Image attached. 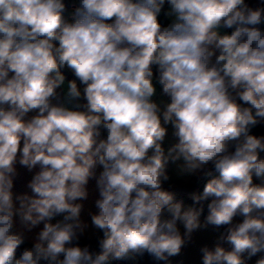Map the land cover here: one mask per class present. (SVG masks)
<instances>
[{
	"label": "clouds",
	"instance_id": "clouds-1",
	"mask_svg": "<svg viewBox=\"0 0 264 264\" xmlns=\"http://www.w3.org/2000/svg\"><path fill=\"white\" fill-rule=\"evenodd\" d=\"M145 257L264 264V0H0V264Z\"/></svg>",
	"mask_w": 264,
	"mask_h": 264
},
{
	"label": "crops",
	"instance_id": "crops-1",
	"mask_svg": "<svg viewBox=\"0 0 264 264\" xmlns=\"http://www.w3.org/2000/svg\"><path fill=\"white\" fill-rule=\"evenodd\" d=\"M158 95H159V88H158ZM170 142H172L171 130L169 131V137H168V140L166 141V146ZM28 178H30V176L28 174H25L24 180L26 181ZM24 190L25 189L23 187V182H18L16 186V191L19 192V191H24ZM95 196H96V193L95 191H93L90 196L89 205L91 203V199H94ZM213 238H214V234L211 231L196 234V240L198 244H203V243L211 244L213 241ZM193 254H194V250H189V256H192ZM144 264H151L150 260L147 257H145Z\"/></svg>",
	"mask_w": 264,
	"mask_h": 264
},
{
	"label": "trees",
	"instance_id": "trees-1",
	"mask_svg": "<svg viewBox=\"0 0 264 264\" xmlns=\"http://www.w3.org/2000/svg\"><path fill=\"white\" fill-rule=\"evenodd\" d=\"M68 75H69V78H71V73H68ZM190 187H193V188H195V187H199L200 190H202V184H201V185H195V184L193 183V184H191ZM93 243H95V242L93 241Z\"/></svg>",
	"mask_w": 264,
	"mask_h": 264
}]
</instances>
